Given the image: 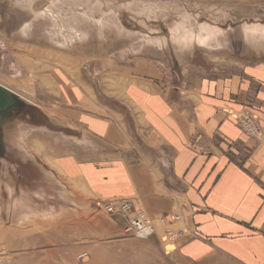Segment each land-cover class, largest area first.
Segmentation results:
<instances>
[{"label": "rangeland", "instance_id": "374dc122", "mask_svg": "<svg viewBox=\"0 0 264 264\" xmlns=\"http://www.w3.org/2000/svg\"><path fill=\"white\" fill-rule=\"evenodd\" d=\"M50 1L34 0L32 5L34 9L44 10ZM129 1L112 0L109 9L117 13L119 23L128 31L134 30L153 39H166L163 55H153L144 50L129 54L132 48L138 47L139 41L133 42L115 30H104V36L99 37L95 28L86 43L75 44V48L59 46L46 35L45 28L49 27L47 20H34L29 33L22 35L21 28L33 20L32 14L22 7L28 0H0V85L21 93L22 98L10 111L9 117L71 135H77L81 130L92 134L82 116L97 112L95 115L103 120L108 117V111L121 110L114 98L120 99L125 91L126 79L124 81L123 75L128 70L134 71L135 61H151L163 66L174 85L186 80L183 73L188 71L202 70L215 74L212 65L222 62L224 56L237 64L233 70L246 71V67L264 63V52L249 48L243 32L246 24H264V0H172L189 15H194L193 24L210 22L223 30L227 39L225 47L219 51L195 46L193 54L185 53L186 59L182 63L174 54L168 36V24L176 17L175 13L168 11L173 14L168 18L161 15L146 19L125 9L124 5ZM159 1L169 4L171 0ZM27 82L36 84L35 97L17 89L26 86ZM41 84L43 92L38 88ZM91 100L92 106L98 101L100 109L87 110L91 109ZM76 101V110L62 107L63 102ZM80 101H86L83 103L84 110H81ZM85 104L88 106L85 107ZM48 113L74 129L77 127V132H74L76 129L59 127ZM244 114L252 117L258 126L257 117L246 110L236 113L235 121ZM38 139L45 142L42 136ZM46 147L48 165L57 170L53 173L59 177L58 158L55 157L61 154V149L67 148L49 140H46ZM19 154V150L10 149L0 141V195L3 201L8 200L5 187L8 185L16 194L21 190L32 207L39 210L52 208L53 213L21 220L12 218L5 209L6 204L0 206V264H181L178 244L183 239L169 241L160 224L150 238H135L124 232L119 219L108 215L101 207L100 204L114 197L103 198L80 180L68 181L60 176L74 193L75 202L68 201L62 188L48 181L35 162L30 158L22 159ZM133 158L136 155L129 159L133 161ZM37 192L43 196L42 199L35 195ZM124 198L133 204L132 197ZM83 254L86 256L80 259Z\"/></svg>", "mask_w": 264, "mask_h": 264}, {"label": "crops", "instance_id": "0c3cea01", "mask_svg": "<svg viewBox=\"0 0 264 264\" xmlns=\"http://www.w3.org/2000/svg\"><path fill=\"white\" fill-rule=\"evenodd\" d=\"M228 60L176 85L158 64L135 61L114 98L121 110L82 116L92 134L77 135L95 145L67 144L55 157L60 176L103 198L130 196L151 218L185 217L181 264H264V63L242 71ZM240 110L257 117V137L237 125Z\"/></svg>", "mask_w": 264, "mask_h": 264}, {"label": "bare ground", "instance_id": "6f19581e", "mask_svg": "<svg viewBox=\"0 0 264 264\" xmlns=\"http://www.w3.org/2000/svg\"><path fill=\"white\" fill-rule=\"evenodd\" d=\"M33 1L34 0H28V2L22 6L32 14L31 19H33L21 28L22 35H27L29 33L34 20H47L49 27L45 28L46 35L48 36V39L59 46L62 45L75 48V44L86 43L93 28L96 29L99 37L104 36V30H115L116 33L124 35L133 42L139 41L138 47L134 50H132V48L129 54L133 52L136 53L135 51L142 52V50H144L147 53L160 56L167 45L166 39H153L151 36L141 34L140 32H135L134 30L131 32L125 29L119 23L117 13L109 9V4H111L112 0H104L103 2L101 0H52L44 10L34 9V6L32 5ZM104 7H106V9H104ZM124 7L132 14L143 16L146 19L161 15L168 18L171 14L170 12L168 13V11H172L173 14L175 13L174 16L176 17H173L174 19L172 23L168 24V36L174 54L177 55L180 63L186 59L184 58L185 55H187L185 54L186 52L188 54H193L192 52L195 50V46L207 51H219L225 47L227 42L223 30H220L218 26L213 25L210 22L200 25L193 24L191 21L194 15H189L172 0L169 4L161 3L159 0H130L125 3ZM173 14L171 15L173 16ZM243 32L249 48L258 52H264V24H246L243 26ZM222 52L223 51L220 53ZM184 67L186 68L185 65ZM34 86H36L35 83L27 82L26 86L17 89L29 93L30 95L32 94L35 97L36 90ZM0 87L9 93L16 103L22 99L20 95L21 93L14 92L2 84ZM38 88L43 92L42 89H44V87L42 84L39 85ZM15 108L16 107L12 105H8L0 111L1 144L3 145V143H6L8 148L19 150V155L22 159L30 158L32 162H35L39 166L41 173L48 181L54 182L62 188V193L65 199L73 201L75 199L73 191H70L71 189L69 190L66 187V182H64L60 176V178L55 176L53 173L55 170L53 169L54 167L52 166V168L48 165L46 140H49L53 144H59L60 146H66L68 144L74 148L79 145L92 148L95 145V142L89 139L85 134L76 137L75 135L66 133V131L58 132L43 126L29 125L25 123L24 120L18 118L13 120V118H10L9 116L10 111ZM48 114V116L51 117L54 123L59 127H68L70 130H75L70 124L57 120L51 115V113ZM39 136H42L45 142H41L40 139H38ZM55 172H57V170H55ZM5 187L6 193H8V200L3 201V198L0 195V206L6 204L5 209L7 212L11 213L12 218L23 220L24 218L35 216L46 217L53 213L52 208L39 210V208L32 207L30 200L27 197L22 196L23 192L21 190L18 191L20 192L19 194H16V192H13L12 188L8 185H5ZM38 192L35 195L39 199H42L43 196Z\"/></svg>", "mask_w": 264, "mask_h": 264}, {"label": "built area", "instance_id": "2783aa9c", "mask_svg": "<svg viewBox=\"0 0 264 264\" xmlns=\"http://www.w3.org/2000/svg\"><path fill=\"white\" fill-rule=\"evenodd\" d=\"M237 124L242 131L250 138H255L259 134V126L253 122L250 116L241 115L237 119ZM104 211L109 215L119 219L123 224V230L132 234L137 239H148L154 235L157 225H162L166 238L170 241H177L186 235L185 217L173 214L169 220L165 217L150 218L142 210H136L134 205L127 198H113L108 202L100 204ZM86 254L81 255L80 259Z\"/></svg>", "mask_w": 264, "mask_h": 264}, {"label": "water", "instance_id": "95a60500", "mask_svg": "<svg viewBox=\"0 0 264 264\" xmlns=\"http://www.w3.org/2000/svg\"><path fill=\"white\" fill-rule=\"evenodd\" d=\"M16 104L10 94L0 87V111L8 105L16 106Z\"/></svg>", "mask_w": 264, "mask_h": 264}]
</instances>
